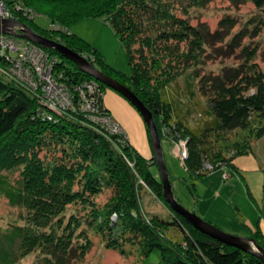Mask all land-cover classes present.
I'll return each instance as SVG.
<instances>
[{
    "label": "trees",
    "instance_id": "1",
    "mask_svg": "<svg viewBox=\"0 0 264 264\" xmlns=\"http://www.w3.org/2000/svg\"><path fill=\"white\" fill-rule=\"evenodd\" d=\"M3 1L13 17H17L16 20L30 23L39 33L58 36L56 39L60 43L80 54L83 50L93 51L100 61L101 70L117 76L122 84L130 85L167 124L175 116H179L182 124L191 113H196L198 120L187 129L192 137L200 133L210 135L245 128L252 114L264 117V84L258 71L251 72L250 68L240 66L226 69L225 73L209 74L200 69V65L205 63L202 55H208L207 50L214 45V40L225 36L224 28L210 30L204 22L192 20L194 8L207 0H122L118 4L116 0ZM57 1L64 3H61L60 9L58 3L53 5ZM250 2L256 9L264 8V0ZM32 12L46 15V18L49 16L54 25L42 26L35 21L37 15L36 18H28ZM62 13L67 15L63 20L58 18L61 15L64 17ZM84 15L103 17L114 30L125 47L131 65L129 75L111 67L96 48L72 32L71 24ZM249 31H236L232 38L247 35ZM229 45L234 49L236 41ZM136 54L141 58L140 63L135 60ZM249 54L247 51L244 56L248 58ZM58 56L57 67L61 66L60 70L66 71V76H60L57 82L69 91H73L76 80L90 78L62 55ZM0 61L2 67L8 66L4 59L0 58ZM252 65L255 66V63L252 62ZM152 80L162 82L160 86L169 89L164 102L172 104L173 111L169 112L160 105L158 94L152 92L147 95L146 89ZM19 83L15 84L0 72V196L10 205L25 210L22 224H0V264H19L20 259L35 248H41V261L46 260L47 264H66L67 260L59 259L72 250L79 257L81 250L65 248V238L58 241L57 231L60 225H64L61 236L67 237L69 228L63 221L67 205L77 201L90 202L91 193L102 191L103 185L105 188L111 186L115 195L120 193L119 200L123 202L110 206V210L104 208L97 211L98 216L106 218L102 225H108L110 212L120 208L124 210L123 215L131 216L125 223L129 225L124 228L141 230L140 224L133 220L139 214L133 193L135 175L123 157L135 154L139 176L162 197L161 182L149 166L152 162L134 153L128 143L122 141L115 146L103 135L67 118L72 113V117L91 126L89 119L79 111L68 109L67 112L57 113L40 106L33 99V93ZM251 87L254 92L248 91ZM190 100L194 106L190 105ZM93 125L100 127V124ZM190 149L188 171L199 162L193 151L195 149ZM44 150L50 152V159L40 155ZM13 169L18 171L15 179L9 174ZM90 207L89 215L96 210L94 205ZM115 216L122 217L119 213ZM70 217L78 218L74 214ZM141 233L144 232L141 230ZM203 237L189 239L183 248L160 236L149 239L141 264H264L252 254L227 246L210 236ZM249 237L264 249V235L258 229ZM53 240L55 243L50 242ZM191 252L195 255L193 261L189 259Z\"/></svg>",
    "mask_w": 264,
    "mask_h": 264
},
{
    "label": "rangeland",
    "instance_id": "2",
    "mask_svg": "<svg viewBox=\"0 0 264 264\" xmlns=\"http://www.w3.org/2000/svg\"><path fill=\"white\" fill-rule=\"evenodd\" d=\"M121 1L116 0V3L118 4ZM0 2H2L1 4L4 8H0L2 12L0 20H2L3 12L5 10L9 11V9L3 0H0ZM57 3L59 4L58 9H60V5L63 2L57 1L53 5L57 6ZM62 14L64 17L62 15L58 16L59 19H65L67 16L66 13ZM36 15V13L32 12L31 17L28 18H36ZM192 18L194 22H204L209 26L210 30L220 27L225 29L224 38L214 40V45L207 50L208 55H202L205 58V63L200 65L202 71H207L209 74L225 73L226 69L241 66L242 68H250L251 72L258 71L264 84V8L262 10L254 8L250 0H207L205 4L197 5L194 8ZM50 20L49 16L46 18V15L39 14L35 19L36 22L44 27H52L54 25ZM26 25L34 32L39 33V30L35 29L30 23L27 22ZM70 28L73 33L88 42L92 48H96L100 52L102 59L104 58L111 67L123 75H129L131 65L128 63L125 47L115 35L114 30L105 23L103 17L84 15L78 17ZM247 29L250 30L247 35L242 34L241 36L239 35V38L235 37L237 40L232 38L236 31ZM9 30L14 33L0 32V34H7L13 38L8 50L12 51L11 53H16V56L14 55L15 57L12 58V54H8L5 59L3 58L4 60H9L8 64L16 67L19 54L23 55L26 52L28 56L32 53H38L37 55L40 57L46 58L45 61L48 60V68H52V71H59L61 66L57 67L59 64L55 60L59 59L58 55H62L75 65L82 74H87L80 70L63 53L23 37L21 35L23 31L17 26L9 27ZM39 34L60 43L56 39L58 36L51 37L42 33ZM15 40L16 42H14ZM235 41L236 45L232 49L229 44ZM29 45L35 47L29 48ZM4 49L0 46V52ZM8 50L5 51L9 52ZM247 51L250 53L248 58L244 56ZM81 52V54L79 53L81 56L101 70V66L99 67L100 61L93 51L83 50ZM45 54L47 55L44 56ZM136 55L135 60L140 63L141 58L138 54ZM50 57H54L53 62ZM252 62L255 63V66L252 65ZM40 63L41 60L34 63L32 69L35 72H42ZM25 64L29 63L25 62ZM62 69L66 70L64 67ZM101 71L113 77L109 73ZM59 73L61 77L66 76V71L62 72L60 70ZM89 76L90 78L87 81L82 78L81 80H76V83L73 84V91H70V94H78L81 99L83 95V99L86 101H94L91 111L99 119L107 121H99L100 127H95L93 124L90 126L85 124V121L81 122L72 117V113H69L67 118L75 121L79 126L86 127L85 129L89 131L103 135L104 139L111 141L112 144L115 143V146L122 141H124V144L128 143L131 145L134 153L138 156L141 155L144 160L152 162L149 166L161 182L160 173L151 149L148 128L141 114L120 92L111 88L105 82L91 75ZM116 77L114 75L113 78L116 79ZM116 80L119 81L118 78ZM13 81L15 84H20L19 79ZM84 81L88 87L85 86ZM90 81L93 82V86L96 85L95 88H92L90 83L87 84ZM119 82L122 83L121 81ZM161 83L152 80L146 89V93L147 95L152 92L158 94L160 105L167 108L169 112L173 111L172 104H165L164 102L169 94V89H164V86H160ZM23 86L25 90H31L27 84L23 83ZM125 86L137 95L130 88V85L125 84ZM248 91L254 92V88L251 87ZM180 92L184 94L183 90H180ZM32 95L40 106L46 107L47 102L39 99L40 94L39 96L38 94ZM56 96L58 99H62V104H57L59 110H67L68 108L63 104L64 96ZM137 97L151 112L155 122L174 198L183 208L195 213L213 226L230 234L244 236L245 232L241 229L244 226L240 219L242 221L249 219L254 221L257 214L256 207L260 203L261 190L264 183V117L252 114L245 128L235 129L228 133L215 132L210 135L200 133L198 136L192 137L187 129H190L194 122L198 120L196 113L194 115L191 113L189 118L182 122L183 125L178 120L179 116L173 117L170 124H167L166 121L160 119L157 112L151 107L152 105L148 106L142 98L138 95ZM189 103L194 106L192 100ZM191 147L195 149L193 151L199 162L193 170L188 171L187 161L191 155ZM118 149L120 150V148ZM40 155L44 159L52 157L48 150L42 151ZM123 159L135 175L133 193L139 214H136L138 217H133V220L140 224L144 233H141V230L124 228L129 225L125 223L128 222V218L131 216L123 215L124 210L120 208L115 212H110L109 216L107 215L109 217L108 225H102L106 218L98 216L97 211L104 208L110 210V206L118 205L120 201L119 195H121L120 193L115 195L111 186L105 188V185H103L102 191L91 193L89 196L90 202L81 203V201H77L67 205L63 221L67 224L65 225L67 229L69 228V234L67 237L61 236L64 225H60L57 231L59 232L57 239L59 241L65 238L67 244L65 248H76V250H81V252L79 257H77L76 252L71 249L72 251H69L64 258L59 260H67L66 264H141L145 259L149 239L160 236V238L168 242L171 241L174 246L180 245L183 248L188 244L187 241L189 239L196 238V236L201 238H204V235L209 236L199 228L194 227L186 216L175 211L169 202L163 198V193L162 197H160L150 185L146 184L139 176L135 166V154L128 158L124 155ZM17 173L16 169L9 171L13 179H15ZM90 205H94L96 208L91 215H89L91 211ZM118 213L122 217H116L115 214ZM72 214L78 218L70 217ZM24 216V209L10 205L6 199L0 196L1 225L5 226L11 222L22 224ZM256 229L260 231L259 228ZM198 232L204 235H200ZM260 233L262 234L261 231ZM190 235L193 237H190ZM54 241L50 242L55 243ZM52 245L55 246L54 244ZM35 249L21 258L19 264H47L46 260L41 261L43 256L41 248ZM187 252H189V249H187ZM189 255L190 261L195 260V255L192 252ZM63 263L65 264V262ZM63 263L55 262V264Z\"/></svg>",
    "mask_w": 264,
    "mask_h": 264
},
{
    "label": "water",
    "instance_id": "3",
    "mask_svg": "<svg viewBox=\"0 0 264 264\" xmlns=\"http://www.w3.org/2000/svg\"><path fill=\"white\" fill-rule=\"evenodd\" d=\"M13 26H17L23 31V33L21 34L23 37L32 40L33 42L39 43L45 47L54 48L55 50L63 53L66 57L71 59L80 70L99 79L102 82H105L108 86L117 90L125 98H127L141 114L142 119L147 125L153 157L156 161V165L161 177L163 198L169 202L170 206L175 209V211L186 216L189 222H191L194 227L199 228L202 232L208 234L217 241L226 244L227 246H232L240 249L241 251L254 255L264 263V249L257 244L255 239L248 236H238L230 234L213 226L212 224L198 217L195 213L189 212L188 210L183 208L181 204L174 198L169 179V173L163 160L161 141L156 129L155 122L153 120L151 112L145 107V105L137 97V95H135L131 90H129L127 86L120 83L115 78L104 74L100 69L92 65L85 57L81 56L78 52H75L74 50L68 48L63 44L44 37L37 32H34L29 26L19 20H0V32L14 33L12 30H9V27Z\"/></svg>",
    "mask_w": 264,
    "mask_h": 264
},
{
    "label": "built area",
    "instance_id": "4",
    "mask_svg": "<svg viewBox=\"0 0 264 264\" xmlns=\"http://www.w3.org/2000/svg\"><path fill=\"white\" fill-rule=\"evenodd\" d=\"M1 3L2 2H0V8L4 9ZM0 14H2L1 11H0ZM5 18L16 19L15 17H13L11 12L7 10L3 12L2 19H5ZM12 39H13L12 36H9L7 34L6 35L0 34V46L2 48H5L3 51L0 52V58L5 59V57H7L8 54H12L13 56L12 58L16 56L15 55L16 53H11L12 51L10 52L8 50L10 49V46H11L10 43ZM14 42H16V40ZM13 44H16V43H13ZM25 44H26V41H25ZM31 47H35V46L29 45V48ZM14 49H17V48H14ZM5 50L6 51L8 50L9 52H6ZM37 54L38 53H35V54L32 53L31 55H28V56L26 52L23 55L19 54V57L17 58L18 64L16 67L11 64H8L7 67L0 66V72L4 74L6 77L11 78L12 80L19 79L21 83L27 84L31 88L30 92H32L33 94L35 95L38 94V96L40 94L39 99H42V101L45 100V102H47L46 103L47 105H45L46 106L45 108H47L49 111L57 112V113L59 112L64 113L65 111H68V109H71L77 112L79 111L83 113L84 116H86L89 119L87 120L88 122H90V124L91 123L99 124V121L100 122L107 121L105 119H102V120L99 119L93 114V111H91L93 108L94 101H86L85 99H83V95H82V99L80 98L81 96L78 94L71 95L67 87L58 83L57 79L61 76L59 75L60 74L59 71L57 70L52 71V68L51 69L48 68V64H47L48 60L45 61L46 60L45 57H40ZM46 55L47 54H45L44 56ZM53 58L50 57V59H53ZM39 60H41V63H40L41 68H42L41 71L44 72V74H42V72H39V73L35 72L32 69V67H34V63ZM5 61L7 63L9 62V60L7 59ZM51 61L53 62L54 59ZM25 62L29 64H25ZM48 69L50 72L47 71ZM89 83H90V86L94 85L92 81L88 82L87 84ZM84 84L86 87H88L85 81H84ZM56 95L64 96L65 99H63V102H64L63 104H65V107L68 108L67 110H63V109L59 110V108L57 107V104H62V99H58Z\"/></svg>",
    "mask_w": 264,
    "mask_h": 264
},
{
    "label": "crops",
    "instance_id": "5",
    "mask_svg": "<svg viewBox=\"0 0 264 264\" xmlns=\"http://www.w3.org/2000/svg\"><path fill=\"white\" fill-rule=\"evenodd\" d=\"M263 190H264V183H263V187L261 190L260 203H258L256 207L257 214H256V217L254 218V221H251L250 219L246 221H242L240 219V222L244 226L243 228L241 227V229L245 232L244 236H249L251 232H253L256 228H259L262 234L264 235V194H263Z\"/></svg>",
    "mask_w": 264,
    "mask_h": 264
},
{
    "label": "bare ground",
    "instance_id": "6",
    "mask_svg": "<svg viewBox=\"0 0 264 264\" xmlns=\"http://www.w3.org/2000/svg\"><path fill=\"white\" fill-rule=\"evenodd\" d=\"M137 110V109H136ZM140 114V113H139ZM144 121V120H143ZM145 123V122H144ZM146 124V123H145ZM147 126V125H146ZM116 131H118V130H116Z\"/></svg>",
    "mask_w": 264,
    "mask_h": 264
}]
</instances>
